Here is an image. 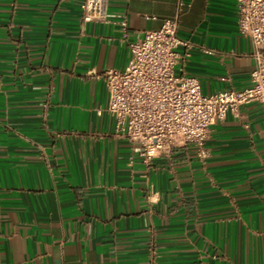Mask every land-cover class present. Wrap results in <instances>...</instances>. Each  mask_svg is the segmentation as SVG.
<instances>
[{
    "label": "crops",
    "instance_id": "1",
    "mask_svg": "<svg viewBox=\"0 0 264 264\" xmlns=\"http://www.w3.org/2000/svg\"><path fill=\"white\" fill-rule=\"evenodd\" d=\"M81 1L0 0V264H264V107L145 165L115 133L103 72L175 0H106L90 21ZM183 1L176 71L203 94L248 86L237 0Z\"/></svg>",
    "mask_w": 264,
    "mask_h": 264
},
{
    "label": "built area",
    "instance_id": "2",
    "mask_svg": "<svg viewBox=\"0 0 264 264\" xmlns=\"http://www.w3.org/2000/svg\"><path fill=\"white\" fill-rule=\"evenodd\" d=\"M184 4L175 0L174 13L159 28L129 42L124 68L103 72L106 111L114 118L115 133L128 139L145 165L158 157L180 158L179 150L187 146L201 148L211 125L244 104L264 107V0H237L238 31L252 45L250 84L209 94L201 92L196 77L181 67L176 71L183 59L179 47L188 45L177 33ZM80 8L82 21L106 16V0H82Z\"/></svg>",
    "mask_w": 264,
    "mask_h": 264
}]
</instances>
